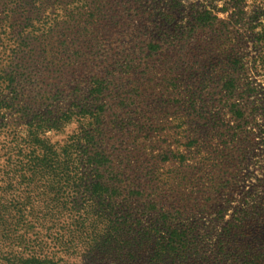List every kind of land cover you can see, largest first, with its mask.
Wrapping results in <instances>:
<instances>
[{
	"label": "rangeland",
	"instance_id": "obj_1",
	"mask_svg": "<svg viewBox=\"0 0 264 264\" xmlns=\"http://www.w3.org/2000/svg\"><path fill=\"white\" fill-rule=\"evenodd\" d=\"M202 10L206 27L196 20ZM263 25L264 0H0V155L28 129L22 109L50 117L72 103L105 104L106 147L118 162L134 155L133 177L154 157L163 166L165 151L206 138L207 159L237 158L209 166L228 185L211 202L228 219L244 194L264 190V65L254 61ZM50 49L62 58L53 66ZM74 68L83 82L63 92L60 75ZM79 109L47 132L50 142L86 128L90 116Z\"/></svg>",
	"mask_w": 264,
	"mask_h": 264
},
{
	"label": "trees",
	"instance_id": "obj_2",
	"mask_svg": "<svg viewBox=\"0 0 264 264\" xmlns=\"http://www.w3.org/2000/svg\"><path fill=\"white\" fill-rule=\"evenodd\" d=\"M207 13L197 14L199 27H206ZM258 40L264 41V25ZM58 55L47 50L51 66ZM254 61L263 66L264 53ZM68 71L58 87L73 93L84 78ZM100 85L96 80L90 94ZM87 104L50 117L22 109L28 129L0 155V264H264V190L244 194L228 219L223 206L211 204L229 189L209 166L237 158L207 159L206 138L165 151L163 166L154 157L141 179L133 177L134 155L118 162L106 147L105 104L94 110ZM74 107L81 119L90 116L86 128L50 142L47 132L71 123Z\"/></svg>",
	"mask_w": 264,
	"mask_h": 264
}]
</instances>
